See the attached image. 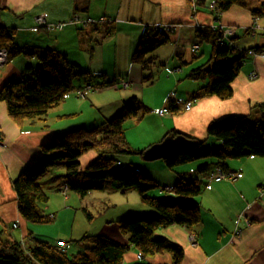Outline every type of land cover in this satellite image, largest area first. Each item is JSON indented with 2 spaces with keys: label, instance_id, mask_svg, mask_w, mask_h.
I'll return each mask as SVG.
<instances>
[{
  "label": "crops",
  "instance_id": "crops-1",
  "mask_svg": "<svg viewBox=\"0 0 264 264\" xmlns=\"http://www.w3.org/2000/svg\"><path fill=\"white\" fill-rule=\"evenodd\" d=\"M207 3L204 0L194 11L187 0H0V26L11 28L15 36L18 34L19 42L12 44L15 48L29 52L36 49L39 53L52 49L64 54L69 63L85 73L78 77L83 78V83L72 88L92 82L94 85L112 82L100 86L85 99L69 98L42 120L29 121L21 127L9 118L5 103L0 102V242H16L29 249L32 244L26 238L31 234L52 245L67 243V252L75 253L90 247L87 242L76 243L83 237L102 235L130 247L128 236L119 230L117 222L129 215L156 214L141 202L136 192L122 194L109 185L85 197L69 190L64 196L58 191L64 186L63 171L57 169L59 172L55 173L53 169V173L50 171L38 179L49 198L40 208L44 216L52 217V222L46 226L23 220L12 182L26 166L41 157V145L54 134L93 129L112 118L133 98L144 101L151 111L139 122L125 123L126 141L138 151L161 142L171 131L208 142L206 128L212 120L231 115L247 116L254 121L259 118L254 107L264 105V59L249 55L248 50L264 47V18L255 21L251 12L257 8L249 7H231L220 16V23L232 31L227 42L234 45V58L244 57V64L231 85L232 96L227 100L200 96L189 110L177 105L181 111L176 114L158 116L153 112L167 107L169 97L188 101L208 83L204 77L199 81L187 78L189 71L206 64L211 55V42L197 39V31L217 25L207 11ZM38 16H44L45 25L34 31ZM75 17L81 21L89 18L112 21L104 26L68 24ZM58 24L66 25L56 27ZM154 24L177 27L172 33L164 34L167 43L151 55L164 67H159L163 74L150 84L151 97L145 98L144 93L149 89L144 87L142 79L146 72L132 62V55L145 30ZM194 45L199 47L196 53L191 52ZM40 58L32 60L20 54L9 59L8 56L7 63L0 67V92L10 82L23 80L27 67L39 68ZM179 68L183 72L177 71ZM252 73L255 76L251 78ZM211 142L217 147L216 140ZM95 158L93 151L83 154L79 158L80 169L84 170ZM142 162L130 156L122 164L153 180L158 189L150 192L151 196L174 197L170 189L177 181L176 174L161 161ZM219 167L224 172H238L240 177L212 182L208 187L209 178ZM199 180L202 191L194 199L201 207V222L194 228L196 243L189 241L190 231L177 224L161 227L154 235L183 249L180 264H264V158L229 159L221 164L213 161ZM239 216L242 217L240 233L236 234L234 221ZM137 255L130 247L121 264H172L168 253L141 259Z\"/></svg>",
  "mask_w": 264,
  "mask_h": 264
},
{
  "label": "trees",
  "instance_id": "trees-1",
  "mask_svg": "<svg viewBox=\"0 0 264 264\" xmlns=\"http://www.w3.org/2000/svg\"><path fill=\"white\" fill-rule=\"evenodd\" d=\"M214 2L220 12L227 11L232 6L245 7L244 0ZM251 14L254 19L264 18V2ZM219 37L218 32L214 33L208 29L197 31V39L209 40L212 50L207 63L189 71L187 75V78L193 81H199L203 77L208 80L191 99L215 96L220 100H227L233 94L231 85L244 64V57L230 59L229 49L215 45ZM167 41L166 35L151 28L146 29L132 55V62L139 65L144 72H150L155 66L164 67L151 55ZM11 42L12 37L0 26V48L9 47V59L20 54L28 59L36 56L39 60L41 57L39 68L27 67L26 79L12 81L0 92V102L5 103L7 115L21 127L26 122L46 117L51 109L63 102V96L72 88L73 79L85 73H82L78 66L69 63L67 57L56 50L47 49L33 53L12 47ZM256 50H264V47ZM31 70H34L32 76L29 74ZM181 70L183 72V69ZM202 73H205V76L200 78ZM150 79V76H145L142 80L147 83ZM111 84L112 82H107L98 86ZM167 108L173 114L181 111L170 97L167 100ZM254 109L257 113L255 114L259 116L255 122L250 121L247 116L231 115L208 123L207 135L222 145L207 148L205 141L195 139L191 149L164 159L165 166L177 176V181L170 189L174 197H153L150 192L157 188L153 180L141 171L126 169L122 164L125 158L142 157L144 152L133 150L129 146L125 138L124 124L127 121L139 122L151 112L142 101L133 98L112 118L99 126L57 133L49 142L41 145V157L26 166L12 182L17 196L19 216L31 224L52 222V217L44 216L40 208L49 198L38 184V179L58 168L63 171L64 186L79 197L102 191L107 184L113 191L122 194L136 192L141 202L153 208L156 214L129 215L117 222L119 230L128 236L130 247L144 258L168 253L172 264H180L183 249L165 238L156 237L154 233L157 229L171 224L195 232L194 228L201 222V207L194 199L201 193L199 177L208 172L209 165H200L193 169L192 173L189 172L195 175L193 180L176 173L175 169L203 159H213L221 164L229 159L264 158V105H256ZM177 135L179 133L171 131L163 139ZM90 151L96 154V158L81 170L79 158ZM26 240L32 244L29 249H24L16 242H0V264H121L123 255L130 248L102 235L83 237L76 243L87 242L90 247L76 253L59 251L55 245L37 240L31 234Z\"/></svg>",
  "mask_w": 264,
  "mask_h": 264
},
{
  "label": "built area",
  "instance_id": "built-area-1",
  "mask_svg": "<svg viewBox=\"0 0 264 264\" xmlns=\"http://www.w3.org/2000/svg\"><path fill=\"white\" fill-rule=\"evenodd\" d=\"M198 1H201V0H189V5L190 7L195 11L196 7H197V2ZM209 6L211 9H213L215 12H216V15H220V11L217 10V7H216V4L215 2H211L209 3ZM103 19V18H102ZM100 20V19H99ZM99 20H96L97 22H99ZM106 22L108 23H111L110 20H106L104 19ZM255 21L257 19H254ZM215 22L217 25H219V28L221 29V31H217L220 33V37L219 39L217 40V42H219V45L220 46H224L223 44V41L226 40L228 37H230L232 35V31L230 29H226L224 28V26L220 23V18L219 17H215ZM35 23H36V27L34 28V31H37L40 27H43L45 25V18L44 16H38L36 17L35 19ZM88 26L90 25H95V22L90 20V19H87L85 21H81L79 18H73L72 20H70L68 22V24H72V25H83L84 24ZM66 24H63V25H57L56 27H62ZM85 27V26H84ZM177 26L175 25H171V24H154V25H151L150 28L153 29L155 32L157 33H160V34H169V33H172L175 29H176ZM230 39V38H229ZM228 39V40H229ZM197 46H193V48L191 49L192 53H195V51L197 50ZM249 54V53H248ZM263 55V56H262ZM259 56L262 58L264 57V52L260 53ZM0 59L3 61L2 63H5L8 59V47L6 48H0ZM177 71H181V69H177ZM255 74L252 73L250 75V77H254ZM124 87H127V84H124ZM90 88H86L85 91H81L80 89H74V92H73V97L77 98L78 97H84L85 93L89 90ZM195 99H191V100H188V101H182L181 99H177L176 102L178 104H181L183 110H189L191 109V107L193 106V104L195 103ZM169 112L168 108L165 107V108H162V109H159V110H155V114L156 115H165ZM240 177V173L236 172V173H230V172H224L222 171L220 168H217L215 173L213 175H211V177L209 178V182L207 184V186L209 187L211 185L212 182H220V181H223V180H227V181H230V180H235L237 178ZM59 192L61 194H63L64 196L66 195V193L68 192L67 190V187L66 186H62L60 189H59ZM242 217L239 216L236 220H235V224L236 226L238 225V223L240 222V219ZM248 224V222H246ZM15 227V225H14ZM196 239H197V234L196 233H191L190 234V241L192 243H195L196 242ZM55 247L57 248V250L59 251H67L69 246L63 242H58ZM139 258H141V256L139 255Z\"/></svg>",
  "mask_w": 264,
  "mask_h": 264
},
{
  "label": "rangeland",
  "instance_id": "rangeland-1",
  "mask_svg": "<svg viewBox=\"0 0 264 264\" xmlns=\"http://www.w3.org/2000/svg\"><path fill=\"white\" fill-rule=\"evenodd\" d=\"M204 1V0H203ZM262 1H264V0H244V2H245V4H246V6L247 7H249L250 9H255V8H258L259 7V4H260V2H262ZM207 5L209 4V3H211V1L210 0H207ZM220 15H221V12H220ZM76 18H78V17H76ZM36 19V18H35ZM90 20H92V21H94L95 22V25L96 26H101V24L99 23V22H97L96 21V19H92V18H89ZM104 19V18H103ZM110 21H112L111 19H110ZM36 24V23H35ZM84 24V23H83ZM84 26L85 27H88V24L87 25H85L84 24ZM90 26H92V25H90ZM36 27V26H35ZM34 27V28H35ZM225 28V27H224ZM256 28H257V26H256ZM256 28H254V27H252L251 28V30L252 31H255V29ZM40 29V28H39ZM38 29V30H39ZM104 29V28H103ZM205 29H208V31H211V32H214V33H216L218 30L219 31H221V29L219 28V25H216V26H214V27H212V28H203L202 29V31L203 30H205ZM37 30V31H38ZM105 30V29H104ZM107 30V29H106ZM201 31V30H200ZM101 32V31H100ZM106 32V31H105ZM219 33V32H218ZM220 34V33H219ZM231 37V36H230ZM230 37H228L226 40H224L223 41V44H225L227 41H228V39L230 38ZM19 42V38H18V34L15 36V39L12 41V44L13 45H15V44H17ZM215 45H217V46H220L219 45V42H216L215 43ZM19 46V45H18ZM194 46H197V45H194ZM33 47V46H32ZM35 47V46H34ZM222 47V46H221ZM193 47H191V49H192ZM198 49H199V47L197 48V50L195 51V53L198 51ZM229 50L231 51L230 52V54H229V58L230 59H232V58H234V56H233V54L235 53V51H234V45H233V43L229 46ZM33 51V53H36V52H38L36 49H33L32 50ZM192 52V51H191ZM39 56H41L40 54H39ZM32 60L33 59H38V58H36V57H32L31 58ZM262 59H264V57H262ZM33 72H34V70H31V71H29V74H30V76H32V74H33ZM171 73H173V71H171ZM161 74H163V69H161V68H152L151 69V71L150 72H146L145 73V76H150L151 77V79L153 78V81L150 79V82H147V83H144L143 85H144V87L146 88V89H149L148 90V92H145L144 94H145V98H148V97H151V93H150V91H151V87L152 86H150V84H152V82H155V80H156V78H158ZM28 76V73L25 75V77H24V79H26V77ZM203 76H205V73H202L201 74V77L200 78H202ZM26 81V80H25ZM78 83H83V78H75V79H73V82H72V85L73 86H76ZM98 85H94L93 84V82L91 83V84H86V85H84V86H82V87H80V88H71L64 96H63V101H65V100H67V99H69V98H74V99H77V98H75V97H73L72 95H73V92H74V89H80L81 91H85V89L86 88H90L86 93H85V95H84V97H78V99H85L86 98V96L89 94V93H92V92H97L98 90ZM159 87V86H158ZM131 89V88H130ZM129 89V90H130ZM140 100V99H139ZM146 100V99H145ZM142 101V100H141ZM129 103H130V101H129ZM142 103L145 105V102L144 101H142ZM165 108V107H164ZM162 109V108H161ZM159 110V109H158ZM154 113H155V111H153ZM159 116H163V115H159ZM255 119L254 118H250V121H253V122H255L254 121ZM126 124H124V126H125ZM207 138L209 139V141L208 142H205V145H206V147L207 148H212L213 146H214V142L212 143L211 141H215V139L213 138V137H210V136H207ZM216 143H217V145H215V146H220V145H222L221 144V142H219V141H217L216 140ZM135 158H137V159H141L143 162L142 163H145L146 162V164H154V163H158V162H163L162 160H159V161H154V162H147V161H144V159L141 157H139V156H135ZM213 161H215V160H213V159H203V160H200V161H196V162H194V163H190V164H186V165H181V166H179V167H177L176 169H175V172L176 173H178V174H180V175H182V176H186L188 179H190V180H193L194 178H195V175L194 174H190L189 173V170L191 169V168H197L198 166H200V165H203V164H205V163H207L208 165H209V168L212 166V164H213ZM164 163V162H163ZM165 165V164H164ZM58 168H55L53 171H55V173H57V172H59V170H57ZM53 171H52V173H53ZM60 172L62 173V170H60ZM107 185H109V184H107ZM199 186H200V188H201V191H202V184L200 183L199 184ZM157 189L158 188H155V189H153L152 190V192L154 191V192H156L157 191ZM154 195H156V193L154 194ZM78 211H81V213H83V211L79 208L78 209ZM90 212L92 213V212H94L93 210H91L90 209ZM84 215H85V213H83ZM93 215H95L94 213H92ZM80 215V217L81 218H83L84 216L82 215V214H79ZM136 216V215H135ZM86 217V216H85ZM43 225H49V224H43ZM89 245V244H88ZM75 252V251H74ZM76 252H82V249H80L79 251H76ZM75 252V253H76Z\"/></svg>",
  "mask_w": 264,
  "mask_h": 264
},
{
  "label": "water",
  "instance_id": "water-1",
  "mask_svg": "<svg viewBox=\"0 0 264 264\" xmlns=\"http://www.w3.org/2000/svg\"><path fill=\"white\" fill-rule=\"evenodd\" d=\"M193 146L194 142L184 135L169 136L146 149L142 154V158L147 162L164 160L170 156L183 153Z\"/></svg>",
  "mask_w": 264,
  "mask_h": 264
},
{
  "label": "bare ground",
  "instance_id": "bare-ground-1",
  "mask_svg": "<svg viewBox=\"0 0 264 264\" xmlns=\"http://www.w3.org/2000/svg\"><path fill=\"white\" fill-rule=\"evenodd\" d=\"M188 1V4H189V0H187ZM203 2V0H201V1H198L196 4H197V6L198 5H201V3ZM262 2H264V1H262ZM262 2H260V4L262 3ZM259 4V5H260ZM232 7H238V6H232ZM247 6H246V4H245V7H243V8H246ZM208 9H207V11L215 18V17H219L220 18V16L221 15H216V12L213 10V9H211L210 8V6H209V4H208V7H207ZM231 8V7H230ZM229 8V9H230ZM238 8H241V7H238ZM99 23L101 24V25H109L110 23H108V22H106L104 19H100L99 20ZM81 26H83V25H81ZM92 26H96V25H92ZM4 29H5V31H6V33L8 34V36L9 37H12V41H13V38L15 37V33H14V30H12L11 28H9V27H4V26H2ZM33 30H34V28H33ZM12 43V42H11ZM232 44V42H226L225 44H224V46L223 47H225V48H227V49H229V46ZM12 47H14L13 45H12ZM262 52H264V50H261V51H255V50H248V53H249V55H251V56H253V57H259V58H261L260 56H259V54L260 53H262ZM263 56V55H262ZM8 61V60H7ZM7 61L5 62V63H2L3 61L0 59V67L1 66H3V65H5L6 63H7ZM174 100V104L177 106V105H181V104H178L177 102H176V100L177 99H173ZM196 102V101H195ZM182 107V106H181ZM183 109V108H182ZM186 137V136H185ZM188 139H191V138H189V137H187ZM193 142H194V140L195 139H191ZM159 161V160H158ZM163 161V160H162ZM190 172H193V170H191ZM246 222H248V221H246ZM240 223V222H239ZM239 223H238V225L236 226V224H235V221H234V224H235V233L236 234H239L240 233V228H239ZM246 225L248 226L249 225V222H248V224L246 223ZM191 233H196V232H190L189 233V241H190V234ZM191 242V241H190ZM192 243V242H191ZM196 243V242H195ZM195 243H192V244H195ZM139 255L141 256V258H143V256L141 255V254H138L137 256H138V258H139ZM141 258H139V259H141Z\"/></svg>",
  "mask_w": 264,
  "mask_h": 264
}]
</instances>
